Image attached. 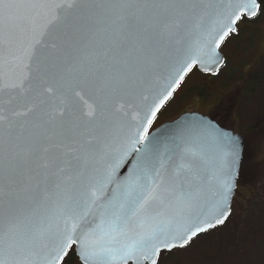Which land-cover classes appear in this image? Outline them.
<instances>
[{"label":"snow or ice","instance_id":"1","mask_svg":"<svg viewBox=\"0 0 264 264\" xmlns=\"http://www.w3.org/2000/svg\"><path fill=\"white\" fill-rule=\"evenodd\" d=\"M262 15L264 0H0V93L24 101L0 108V264H162L223 225L240 140L198 117L163 146L149 129Z\"/></svg>","mask_w":264,"mask_h":264},{"label":"rangeland","instance_id":"2","mask_svg":"<svg viewBox=\"0 0 264 264\" xmlns=\"http://www.w3.org/2000/svg\"><path fill=\"white\" fill-rule=\"evenodd\" d=\"M240 29L241 42H229L233 51H225L229 65L212 82L215 92H210L206 101L210 106L220 94H226L217 107L220 113L226 111L227 117L222 122L245 141L239 194L224 226L199 237L186 248L174 250L171 256L164 255L162 264H264V141L251 128L255 123L262 124L258 120H263L264 98L251 105L242 95L251 74L264 67V19L250 25L243 24ZM248 39H255V42H246ZM192 77L190 84L197 79L201 86L202 77L197 74ZM197 90L173 100L156 125L196 103L199 98Z\"/></svg>","mask_w":264,"mask_h":264},{"label":"flooded vegetation","instance_id":"3","mask_svg":"<svg viewBox=\"0 0 264 264\" xmlns=\"http://www.w3.org/2000/svg\"><path fill=\"white\" fill-rule=\"evenodd\" d=\"M259 21H255V20H241L238 24V29H239V33L242 32V30L240 29L241 26L244 25H250L251 23H256V22H260ZM241 35L239 34V37ZM235 36H230L227 40H225L224 44L221 47V53L223 54V56L225 57V64L223 66V68L221 69L220 73L218 75H212V74H208V73H202L200 71H198L196 68L193 69V71L185 78V80L183 81V83L181 84L180 88L176 91V93L174 94L173 98L170 100V102L166 105V107L163 109V111L159 114V116L156 118V120L154 121L152 128L150 129V132L153 131L154 129H157L158 127L167 124V123H171L176 121L177 119H179L181 116L189 114V113H196L199 115H202L204 117H208L211 120L215 121L216 123H218L219 125L225 127L226 129H228L226 127V125L223 124V120L227 117L225 115L226 111H221L218 112V105L222 102V100L226 97V94H223L219 97H217V99H215L212 103H210V106H207V99L208 96L210 95V92H215V90L212 88V86L214 84H212V82L214 80H216L217 78H219V75H221L222 73H224V71H226V68L228 67V56L226 54V50L227 52L232 51L231 45H229V42H241V40L239 39V37L237 39H233ZM246 42H255V39H248ZM233 52V51H232ZM230 68L232 66H229ZM193 74H197L198 76L202 77V80L207 82V84L201 83V86H199V84L197 83V79L194 80L191 84V80H192V76ZM192 77V78H191ZM215 86V85H214ZM199 89V90H197ZM192 90H197V94L198 97L197 100H195L196 103H193L192 105H189L186 108H183L178 114L176 115H172V117H170L169 119H167L165 122L161 123L160 125H156V122L158 121V119L161 117L162 113L166 110V108L169 106V104L173 101L176 100L177 98L183 97V96H189ZM223 121V122H222ZM236 198V197H235ZM235 201V199H234Z\"/></svg>","mask_w":264,"mask_h":264},{"label":"water","instance_id":"4","mask_svg":"<svg viewBox=\"0 0 264 264\" xmlns=\"http://www.w3.org/2000/svg\"><path fill=\"white\" fill-rule=\"evenodd\" d=\"M223 45V44H222ZM221 45V47H222ZM220 47V49H221ZM220 49H219V52H220ZM220 54L223 56V54L220 52ZM224 58V64H225V57L223 56ZM200 72L202 73H208V72H204L203 70H200L199 69V66L196 67ZM222 69V68H221ZM209 74H212V73H209ZM9 99H11V103L10 104H6L5 102L8 101ZM167 105V104H166ZM165 105V106H166ZM24 106V101L19 99L18 98V95L17 93L13 92L10 95H5L4 93H0V108H3V107H8L9 109H22V107ZM164 106V107H165ZM164 109V108H163ZM161 109V111L163 110ZM161 111L157 114V116L161 113ZM195 117H198L199 119H207V120H211L210 118L208 117H204L202 115H199V114H186V115H183L182 117H180L178 120L174 121V122H171V123H167V124H164L162 125L161 127H159L158 129L154 130L153 132H151L149 134L150 137H156L160 134H164L163 136H161V142H162V146H163V143H165L168 139H169V135L170 134H175L177 132L180 131V129L177 128L178 125H183L184 127H193L196 125L197 123V120L193 119ZM157 118V117H156ZM223 133L225 134H229L231 136H234V137H237L239 140H240V146H241V162H240V170H241V165H242V162H243V159H244V150H245V141L243 139V137L241 135H239L238 133H235L231 130H228L222 126H220L218 123H216L215 121L211 120ZM135 156L136 154L133 153L132 155H130L128 157V160L125 162V164L119 169V172H118V178L120 180H123L125 179L126 177H128L129 173L132 171V164L135 162ZM170 170V169H169ZM238 181H239V178H238ZM222 225H219L217 227H221ZM215 227V228H217ZM214 229V228H213ZM212 229H210L209 231H211ZM208 231V232H209ZM208 232H205V233H202L200 236L208 233ZM198 236V237H200ZM196 237V238H198ZM195 238V239H196ZM194 239V240H195ZM177 249H180V248H177ZM78 261L80 263V260L78 258Z\"/></svg>","mask_w":264,"mask_h":264},{"label":"trees","instance_id":"5","mask_svg":"<svg viewBox=\"0 0 264 264\" xmlns=\"http://www.w3.org/2000/svg\"><path fill=\"white\" fill-rule=\"evenodd\" d=\"M263 19H264V15L258 16L255 19V21H259V20H263ZM263 65H264V63H263ZM248 79L249 80L246 81L247 84H246V86H244V89L242 91V93H243L242 95H243V97L245 96L247 99H249L248 101L250 102L251 105H253L254 102H256L257 100L264 98V67L256 70L255 73L253 72ZM261 119H263L262 122L260 120H258L260 123H262L261 125H259L258 123H255V127H251V128H253V130L255 132H257V135L260 134V137L264 141V115ZM248 130H250V129H248ZM230 217L228 218V220L230 219ZM228 220L226 221V223L228 222ZM216 229H219V228H216ZM216 229H213L212 231H214ZM212 231H210V232H212ZM210 232H208V233H210ZM204 235H206V234H204ZM172 253H173V251L170 253H167V254L162 253L161 258L164 255H170L171 256ZM72 264H80L78 261V258H74L72 261Z\"/></svg>","mask_w":264,"mask_h":264}]
</instances>
